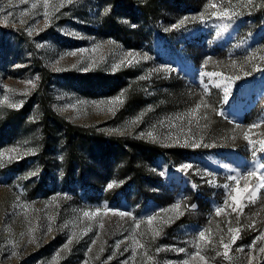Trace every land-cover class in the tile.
<instances>
[{
	"label": "rangeland",
	"instance_id": "obj_1",
	"mask_svg": "<svg viewBox=\"0 0 264 264\" xmlns=\"http://www.w3.org/2000/svg\"><path fill=\"white\" fill-rule=\"evenodd\" d=\"M207 2L49 0L46 21L42 6L32 8L43 0H0V264H200L191 257L209 229V264H264V189L239 217L215 212L224 185L235 186L228 177L264 163L243 136L259 124L251 139L264 138V0L237 5L231 20H200ZM208 72L240 79L217 86L222 77ZM121 93L114 115L96 106ZM201 101L208 107L189 116ZM130 142L157 153L136 164ZM175 203L183 215L161 212ZM105 206L131 215L83 216ZM157 214L173 219L154 221L153 239L146 221ZM229 226L241 228L231 261L217 255ZM133 236L145 247L133 251Z\"/></svg>",
	"mask_w": 264,
	"mask_h": 264
},
{
	"label": "snow or ice",
	"instance_id": "obj_2",
	"mask_svg": "<svg viewBox=\"0 0 264 264\" xmlns=\"http://www.w3.org/2000/svg\"><path fill=\"white\" fill-rule=\"evenodd\" d=\"M22 3H27L28 0H21ZM74 0H61V3L59 4V7H64L66 4H71L73 3ZM227 2V6L225 7L224 4H218L216 3V0H208V2L205 5V12L201 13L199 16L200 20L204 19V15L205 14H210L213 17H217L218 19H229L231 20L234 16L238 15V13L234 10L236 8L237 5L242 6V7H248L249 5H251L253 3V0H244L243 3H241V0H237V3L234 4L233 0H226ZM38 6H42L45 9L44 12V16H45V20H48L49 17V12L47 11V9H49L50 7H55L54 5H51L49 3V0H43L42 5H37L36 3L32 4V8H37ZM210 9H215V11H211L210 13L208 12V10ZM193 19H196V17H193ZM188 20L187 17H185L184 19L180 20L177 24L173 25L174 28H179L181 27L184 23H186ZM5 23H7V21L5 20ZM29 34H31V32H29ZM81 52L85 51L83 49L80 50ZM77 53L76 52H70L67 53V55H72L75 56ZM128 57H130V59H128L126 62L127 64H131L133 63V60L135 59V54L132 52H129L127 54ZM145 59H147V57H144ZM262 60H264V56L260 57ZM125 63V61H121V64ZM116 68H119L120 65H116ZM233 67H235V64H233ZM205 75L209 76V77H216V76H220L222 77L221 81L217 82V86H219V84L221 82L223 83H229L234 79H240L239 76H235V77H230V76H224L223 73L220 72H208L205 73ZM28 83H32V81H29ZM33 86H35L33 84ZM205 87V91H207V85L204 86ZM228 89L225 88V92H227ZM123 96L124 94L121 93L120 95L112 98L111 100L108 101H100L99 103L96 104L97 107H100V105L102 104H107L108 108L107 110L112 113L113 115L115 114V110L116 107L118 105H122L124 103L123 100ZM96 103V102H93ZM208 107V105L201 101L200 104H197L196 107L194 109L191 110V112L188 114L191 117H195L196 114L199 112V109L201 107ZM12 107H17V105H12ZM103 110V109H101ZM204 119H207L206 116L202 117ZM191 122V121H190ZM260 127L259 124H254L252 125L249 129L245 130L243 132V136L244 139L248 141L249 144H251L253 146V148H257V145H259L257 151L260 152H264V138L259 139V140H253L251 139L250 133L252 128H257ZM149 136H152L151 133H148ZM177 143H179V141H177ZM185 143H187V141H185ZM193 147H199L200 144L199 143H194L192 145ZM17 151V149L13 148V149H9L8 152L9 153H15ZM6 153H0V157L5 156ZM255 155V153H254ZM183 169H187V168H191L190 164H186L182 166ZM264 168V163H257V165L255 166V168L253 170L247 171L245 174H241V173H237L236 175H231L228 177V179L230 181H234L235 182V186H230L229 184H225L224 188L229 189L228 192V198L224 201V206L222 207H217L215 212L217 216H220L221 214H225L226 213V208H231L232 212L237 213V217H239V215H241L243 213V210L245 207L248 206V204H252L255 203L258 193L260 192L261 189H264V174H260V169ZM251 178H255L257 180L256 184H251L250 183V179ZM243 181V185H241V182ZM114 184H109L108 188H112L114 187ZM15 194V193H14ZM19 199V197L17 196V200ZM25 210L28 209V205H21ZM181 209V204L180 203H175L171 206V208L169 209H162L161 212L167 214L169 212H173L176 214V216H180L183 215V213L180 211ZM109 212H111V214L113 215H118L120 217H125V216H130L131 213L128 212H124V211H117V210H112V209H108L106 206L103 209L101 208H96L94 211H84L83 212V216L87 217L89 219L95 218L101 214L107 216L109 214ZM53 218H49V220H52ZM172 217L171 216H167V218L165 217H161L159 214L157 215H152L147 217V221L146 224L148 226V232L151 233V236L153 239H155L156 237H158L161 234V229L159 226H153V222L154 221H159V224H167L170 223L172 221ZM238 219H237V223H238ZM142 223H145V221H137L136 222V228H140V225ZM230 223V222H229ZM103 223L100 224V227L103 228ZM250 227L252 225H249ZM52 229L49 226L48 231L50 232ZM89 231L91 230L90 228L88 229ZM34 231L33 228H29V233L31 234ZM206 231H207V235H206ZM206 231H200L199 232V237H198V241L195 244L196 247V251L193 254V256L191 257V260H198L200 262V264H209V259L205 256L202 255V252L204 250L205 247H208L209 245H211L213 243L211 236H212V232L211 230H206ZM240 232H241V228L240 227H232L229 226L227 228V233H225V235L228 236V242H225L224 236L220 237L219 240V244L223 247L224 251L223 253H217V255H222L223 258L225 260H229L231 261L233 259V257L230 255V251L232 250V245H234L236 243V241L240 238ZM256 239L259 240H264V234H261L259 237H257ZM29 243H36V239L35 237H32V239L29 241ZM71 243V240L68 241V244ZM93 243H95V241H93ZM255 240L253 241V244L250 246L251 248L255 249ZM132 244L135 246V248L133 249V251H135L136 248H144L145 245L143 243H141L140 240H137L135 238V236L132 237ZM67 244L65 245V248H67ZM117 248H119V244L116 245ZM159 250V249H158ZM238 251H243V248H238ZM89 251H91V249H89ZM101 252H103V248L100 249ZM125 251H127V249H125ZM178 251L180 252H184L185 249L181 248L178 249ZM260 253H264V247H261L259 249ZM12 255H16L15 252L12 253ZM252 259H255V257H252ZM147 260L150 262L152 260L151 256L147 257ZM182 264H190L189 260H185L182 262Z\"/></svg>",
	"mask_w": 264,
	"mask_h": 264
},
{
	"label": "trees",
	"instance_id": "obj_3",
	"mask_svg": "<svg viewBox=\"0 0 264 264\" xmlns=\"http://www.w3.org/2000/svg\"><path fill=\"white\" fill-rule=\"evenodd\" d=\"M146 12H149L147 9H146ZM135 144V146H134ZM135 147H138L139 150H140V153L139 155L136 157L138 159H136L135 163L137 164V162H139V160H146L148 159V157L151 155V154H155L157 153V148H155V146H152V145H143V144H138V143H135V142H130V149L132 148H135ZM132 164V163H131ZM134 165V164H133ZM138 169H142L143 170V167L142 166H137Z\"/></svg>",
	"mask_w": 264,
	"mask_h": 264
}]
</instances>
